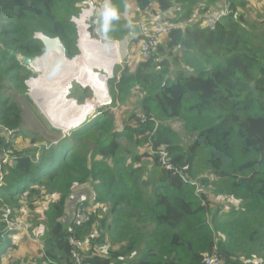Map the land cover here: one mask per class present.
I'll return each mask as SVG.
<instances>
[{
	"label": "trees",
	"instance_id": "trees-1",
	"mask_svg": "<svg viewBox=\"0 0 264 264\" xmlns=\"http://www.w3.org/2000/svg\"><path fill=\"white\" fill-rule=\"evenodd\" d=\"M83 1L0 0V209L19 213L50 199L40 258L26 264L74 263L70 236L82 242L91 264H205L204 254L215 249L223 264H264V27L233 3L212 31L203 22L213 10L207 3L216 0H131L140 12L156 2L173 23L198 16L170 31L148 59L125 66L115 86L110 81L117 90L112 104L135 98L137 112L119 123L120 115L105 107L34 154L15 150L2 134L20 136L16 97L27 95L25 80L35 76L19 58L45 53L37 33L59 38L68 58L79 55L73 18ZM128 27L109 16L100 21L110 39H124ZM177 120L181 133L173 127ZM162 147L172 169L160 161ZM86 184L101 206L82 226L63 223L68 200ZM220 198L237 204L217 207ZM7 238L0 239V264L11 247ZM91 240L109 242L107 254L94 245L86 252Z\"/></svg>",
	"mask_w": 264,
	"mask_h": 264
},
{
	"label": "rangeland",
	"instance_id": "rangeland-1",
	"mask_svg": "<svg viewBox=\"0 0 264 264\" xmlns=\"http://www.w3.org/2000/svg\"><path fill=\"white\" fill-rule=\"evenodd\" d=\"M93 1L95 3L98 4L99 8L96 10L97 16L98 17H104L103 16V7L104 5L102 3H98V2H102L103 0H84L82 3H80V7H81V12L82 9L84 8V6H86L85 4H83L84 2H90ZM124 1L122 0H115L113 3L114 5H112L111 7H109V11L107 12L109 17L112 16V19H114L115 21L118 22H123V21H127L128 23L130 21H137L139 19L140 24L142 23H147L153 20H157V19H161L163 21L166 22H171L173 19V15L171 12H167V13H160L157 11L156 8H154V5L151 6V9L146 11V12H139L136 14V10H133L135 8V5L133 2L128 3L126 6L123 3ZM264 6V5H263ZM259 7L257 5H253V4H244V8L245 10L249 13V16L252 17L253 21H256L257 23L261 22L262 19H264V12L261 11L262 7ZM156 7V6H155ZM81 14V13H80ZM81 16V15H79ZM79 16L75 17V18H79ZM77 26V25H76ZM94 31L92 32V36L93 38L96 39V41H101L103 44H108L109 42H115L113 41L114 39H110L108 37H104L101 34V30H100V21L97 22V24L94 23ZM131 33V32H130ZM41 33H37L36 37H38V35H40ZM128 36L123 39V40H119V42L121 43V45L125 46V44H127V38H129V40L131 41V36L129 34V28H128V32H127ZM43 35V34H42ZM100 35H102L105 40L100 39ZM99 37V38H98ZM50 38V37H49ZM53 39V38H52ZM128 41V42H130ZM163 40L160 41V44L162 43ZM165 41V40H164ZM164 41L162 44H164ZM48 45V43H47ZM85 48V46H84ZM83 48V49H84ZM51 51V48H49ZM138 49H140V46L138 47ZM57 52V51H56ZM126 53V55H128V50H125L123 53H119V55H124V53ZM47 54H50V52H48ZM114 54H112V56L109 59V69H106L100 65L97 64H92L90 67L91 69L94 67L96 68L95 71L98 74H102L103 77H106V90L108 89V91L112 92V94H114L115 91L117 90H113L109 87V78L111 76L112 73L113 74V78L115 77V72L119 71L121 72V70L125 67V66H129L130 68H134L133 66L138 65V62L140 60V55L137 54L135 51L134 52H130V55L126 56L125 59L123 60L121 65H115V69L114 72L111 69L113 67V64L115 63V57L113 56ZM132 55V56H131ZM136 58H133L134 56H136ZM62 56V55H61ZM78 56V55H77ZM82 55L79 54L77 58L81 57ZM25 56L20 57L19 59H23ZM42 58H46V62H48V66L50 67V72H47L45 74H43L44 72H40V71H36L34 66H31V63H29L30 65H27V67H29L34 73L35 76L33 77H29L25 80V84L27 86V95L25 94V91L23 92V94H19L16 97V100L20 103L22 109H23V116H22V125L20 127V132L25 135V134H31L32 137L36 136L35 133H37V137L39 139H42L44 143L41 144H37L35 146L33 145H29V147L25 146L26 143V138H23L21 136L19 137H15V136H9L8 141L11 143V146L18 151H30V149H32V151H38L40 149H42L43 147H49L51 143H54L60 139H62L65 135H68L69 132L71 131L70 129H65L63 127H60L58 125H56L49 117L47 114L44 113L40 103L38 102L39 98H42L43 95V91L39 90L36 92L34 86L31 84L32 80H34L33 82H45L43 81L44 79L50 77V80L54 81L56 78L59 77V73L62 72L61 69H63V63L62 61H60L59 55H57V53H51L49 56H43ZM78 60V59H77ZM76 60V61H77ZM24 63V62H23ZM75 62H72V64H74ZM112 63V66H111ZM79 64V63H78ZM78 64L75 63L74 67H76ZM95 73V74H96ZM104 77V79H105ZM77 82V81H75ZM72 83L70 86V91L68 90L67 94L65 95V98L67 100H72L70 101V103L73 104L72 109L75 107V112L78 111L77 107L82 108V110L85 112L86 117L85 119L82 121V123L87 120L88 118H93L95 116V114H98L103 108L105 107H109L110 109L116 111L117 114H120V116L122 118H126L129 113L131 112H137L138 107L136 104V100L135 98L133 99V103L131 101L127 102L126 104H124L123 106L120 105H115L114 104H110L109 106L105 105V102H101V103H97V98L94 96V92L89 89V88H84V86L81 83ZM109 82V83H108ZM116 84V82H115ZM115 84H113L111 82L112 86H115ZM110 88V90H109ZM15 90V89H14ZM68 93H71L70 95H68ZM34 95L39 96L35 97ZM37 98V99H36ZM60 99V98H57ZM57 99H49V100H57ZM78 102H76V101ZM88 103V104H87ZM78 105H82V106H78ZM86 107V108H83ZM71 109V110H72ZM47 116V118H45V116ZM87 118V119H86ZM50 121H49V120ZM120 123V121H119ZM79 127V126H78ZM173 127L179 131L180 133L182 132V124L180 121H175L173 123ZM122 127L120 126V129ZM34 133V134H33ZM21 148V149H19ZM8 156V162L10 160L9 158V154ZM150 161V160H147ZM146 177V176H145ZM50 199L49 198H42L40 199V201L38 202V205L35 203V208L34 209H28V208H23L21 211H19V214L26 218L28 221H30L33 225L36 226V231L34 232V236L36 237L37 242L34 243H30L29 245L27 244V238L24 234L20 233L18 236H5L2 237L3 239L6 237L8 239V243H10V249L7 253V256L5 258L4 264H18L19 262H22V264H26L29 262H33V261H37L39 257V255L41 254V251L39 252L38 246L40 243H43L44 240V234H45V227L41 226L42 224V218H43V210L47 207L48 205V201ZM230 202H232L231 204L236 205L237 201L231 200L228 201L226 199L220 198L218 200L215 201V205L218 207L219 205H226L227 203L229 205ZM90 204H94V205H90L92 207V210H95L98 206L95 203H91L88 202ZM105 210H107V207H104ZM41 224V225H40ZM40 225V226H38ZM1 232V230H0ZM94 233H96V229L94 231H91L90 234L83 239L84 240H90L91 236L94 235ZM91 244L87 241L84 242L85 244V248H86V252L88 250H90V245H94L95 248L100 252V254H107V250L110 246V243L108 242L106 245H97L95 244L93 241L91 240ZM28 247H31V252H28ZM35 247V248H34ZM114 248H118L117 245H115ZM28 253V254H27ZM27 254V257H25Z\"/></svg>",
	"mask_w": 264,
	"mask_h": 264
},
{
	"label": "built area",
	"instance_id": "built-area-1",
	"mask_svg": "<svg viewBox=\"0 0 264 264\" xmlns=\"http://www.w3.org/2000/svg\"><path fill=\"white\" fill-rule=\"evenodd\" d=\"M228 0H223V4L221 8H215L211 10L208 14L204 17V24L210 29L215 30L217 28L218 22L222 17H226L229 14L232 13V8L230 6ZM111 0H103L102 3L104 5L103 9V15H107L109 9ZM86 6H84L83 10H88L89 5H95L97 9L99 8L98 4L90 1V2H84ZM96 9V10H97ZM96 10L92 12V15L86 19V22L88 24V28L92 34L94 29V23L97 24L99 21V17L97 16ZM198 20V16L194 15L193 18L186 23H173V22H166L161 19L153 20L147 23L138 24L140 26V31L136 36H139L140 39L138 41V47L139 49V55L140 60H146L148 59L154 52L158 50L160 41L162 40V37L166 36L170 33L173 29L176 28H182L184 29L186 26H188L190 23H193L194 21ZM132 38V37H131ZM129 38H127L128 43ZM109 45H112L114 50L117 47V42H109ZM120 53V52H119ZM118 51L115 50L114 57L118 58L119 55ZM142 122H145L147 120L146 115L140 114ZM7 135L10 136L14 133L13 130L4 129V132ZM162 150L158 152L160 156V161L162 165L166 169H172V164L169 161V153L166 151L164 147L161 148ZM4 162L8 161V156L6 155L3 159ZM189 165L184 166V170H188ZM0 170H1V163H0ZM3 176L2 173H0V188L3 185ZM193 184L197 185V189L199 190L200 187L196 182H193ZM1 199V196H0ZM92 214V208L90 204H86L85 199H80L79 202L76 204V207L74 209L73 213V219H72V225L75 227H79L90 221ZM0 239L1 237H5L7 235L9 236H17L20 233L24 234L27 239L29 240H36V237L34 236V232L36 231V226L33 225L30 221H28L26 218L22 217L18 212H14L13 208L10 206H4L0 209ZM69 242L72 246V257L74 259V263L72 264H91L89 261H87V255L83 253V245L82 242L77 240L74 236L69 237ZM204 262L205 264H223V259L219 255L218 251L215 249L212 253H205L204 254Z\"/></svg>",
	"mask_w": 264,
	"mask_h": 264
},
{
	"label": "bare ground",
	"instance_id": "bare-ground-1",
	"mask_svg": "<svg viewBox=\"0 0 264 264\" xmlns=\"http://www.w3.org/2000/svg\"><path fill=\"white\" fill-rule=\"evenodd\" d=\"M46 42L48 43L49 48H51V53H57L59 55L60 61H62L63 65L65 66L61 73H59V77L56 78L54 81L50 80L49 76L48 78L44 79L42 82H33L32 80L31 84L34 86L36 92L39 90L43 91L42 98H39V96L34 95L35 97H38V102L40 103L43 111L45 114L48 115V117L58 126L63 127L65 129H74L81 125L82 121L85 119L86 114L82 110V108H79L78 111H74L75 107L72 109L73 104L70 103L72 100H67L65 98V95L67 94L71 84L73 81H77L78 83H81L84 87H94L96 91V98L97 103L104 101L102 97H105L107 95L106 90V77L104 79L102 74H98V76H92V79L89 78V75H82L81 72H79L77 66L74 67L75 63L79 66H87L89 69H91L92 64L100 65L106 69H109L110 63L109 59L114 54L115 50L112 45L109 44H103L100 41L95 40V44H92L89 47L84 48V50L87 48L88 56L85 57L81 56L77 61H75L74 64H67L69 61L65 59L64 55L62 58L61 52H62V45L57 41H50L46 39ZM57 51V52H56ZM46 54V55H50ZM114 56V55H113ZM27 61V60H26ZM46 58H41L39 62L31 63L32 66L35 67L36 70L40 72H44L43 74L50 72V67L47 65L48 62H46ZM66 64L68 66H66ZM112 66V63H111ZM113 70V67L111 69V72ZM94 73V72H93ZM95 74V73H94ZM98 77V78H97ZM94 82V83H93ZM44 84V85H43ZM48 87V89H47ZM54 94L57 95L60 99L57 100H49L54 99ZM37 99V98H36ZM88 104V103H87ZM82 106V105H78ZM86 108V107H83ZM72 109V110H71Z\"/></svg>",
	"mask_w": 264,
	"mask_h": 264
},
{
	"label": "crops",
	"instance_id": "crops-1",
	"mask_svg": "<svg viewBox=\"0 0 264 264\" xmlns=\"http://www.w3.org/2000/svg\"><path fill=\"white\" fill-rule=\"evenodd\" d=\"M115 0H111V2H110V5H109V7H111L112 6V4H113V2H114ZM229 1V3L230 4H232L233 3V8L235 9V10H238V11H241V12H244V13H246L248 16H249V13L245 10V8L243 7L244 6V4H248V5H250V4H253V5H257V6H259V7H261V6H263L264 5V0H228ZM227 1V2H228ZM131 2H133V1H131V0H128L127 1V4L128 3H131ZM134 3V2H133ZM222 4H223V0H216V3L214 2V3H212V2H209V3H207V6H212V8L211 9H215V8H221L222 7ZM134 5H135V8L133 9V10H136V14L138 13V8H137V6H136V4L134 3ZM152 5H154V8H156L157 9V7H158V4L156 3V2H153L152 3ZM156 6V7H155ZM232 6V5H231ZM109 7H108V9H109ZM201 7H196V8H194V10H193V13L195 14L196 12H198L199 11V9H200ZM261 11L262 12H264V6L262 7V9H261ZM140 12V11H139ZM163 13H167V12H163ZM108 15V14H107ZM107 15H103L104 17H99V20L101 21L103 18H105V17H108ZM77 17V16H76ZM112 17V16H111ZM251 19H252V17L251 16H249ZM77 19L78 18H73V21H74V23H78V21H77ZM253 20V19H252ZM172 22V21H171ZM256 22V21H255ZM76 23V24H77ZM140 22H139V19L137 20V21H130L129 23H128V28H129V34H130V32H131V29H132V27L133 26H135V25H138ZM259 23H261V25L264 27V19H262L261 20V22H259ZM77 27H78V31H80V32H82V30H81V27H80V25L79 24H77ZM81 34V33H80ZM128 36V34H126V36L124 37V39L126 38ZM99 38V37H98ZM167 37L166 36H164V37H162V40H165ZM100 39H102V40H105V38L102 36V35H100ZM123 40V39H122ZM113 41H115V42H117L118 44H117V47H116V51H118V53L119 52H121V53H123L125 50H128V55H130V52L132 53V52H136L137 54H139V49H138V42H136V43H132V41H130V42H128L127 44H125V46H123V45H121V43L119 42V40H113ZM124 41V40H123ZM89 45L87 46V47H89L90 46V43H88ZM87 45V44H86ZM80 46V47H79ZM78 48L80 49H83L82 48V46L81 45H79V40H78ZM46 50H47V48H46ZM84 50V49H83ZM126 53L127 52H125L124 53V55H118V58H115L116 60H115V63L113 64V72H114V69H115V65H121L122 64V62H123V60L125 59V57L126 56H128V55H126ZM132 56V55H131ZM137 57V55L136 56H134L133 58H136ZM142 60H139V62L138 63H140ZM77 67H78V69H79V67H80V69H82V66H79V64L77 65ZM93 69H94V71H95V69L96 68H94L93 67ZM81 71V70H80ZM113 74L114 73H112L111 74V76H110V78H109V81L111 80V79H113V84H115V82L116 81H118L119 80V78H120V75H121V73L118 71V73L116 74V77L115 78H113ZM75 82V80L73 81V83ZM75 83H78V82H75ZM109 83V82H108ZM44 85V84H43ZM109 85V84H108ZM84 88H89V89H91L90 87H84ZM47 89H48V87H47ZM71 89V88H70ZM70 89H69V92H71L70 91ZM109 90H110V88H109ZM109 93H110V96H111V100L110 101H104L105 102V105L106 106H109L110 104H112V102H113V94H112V92H110L109 91ZM71 93H68V95H70ZM54 99H57V98H59L57 95H55L54 94ZM76 101V100H75ZM77 102V101H76ZM78 103V102H77ZM77 110H79V107H77ZM120 115V114H119ZM45 116V115H44ZM45 118H47V116H45ZM87 119V118H86ZM124 118H122L121 116H120V119H119V121H122ZM49 120V119H48ZM50 121V120H49ZM86 121V120H85ZM84 121V122H85ZM82 124V123H81ZM71 130H73V129H71ZM20 131V130H19ZM2 134H4L5 135V133H2ZM34 134V133H33ZM35 135L36 136H34V137H37V133H35ZM8 136V135H7ZM20 136L21 137H23V138H26L27 140H26V143H25V146L26 147H29V145H33V146H35V145H37V144H41V143H44L43 142V140L42 139H40V142H38V143H33L32 142V136H31V134H25V135H23L21 132H20ZM19 149H21V148H19ZM41 150V149H40ZM40 150H38V151H40ZM30 153H32V154H34V153H36V151H32V149H30V151H29ZM94 197H95V191L93 190V188H92V186H91V184H86V185H83V186H78L76 189H75V191H74V193H73V196H72V198H70L69 200H68V202H67V207H66V213H65V216L63 217V219H62V221H63V223H66L67 225H70L71 224V222H72V219H73V213H74V209H75V207H76V204L79 202V200L80 199H85V201L88 203V202H91V203H94L93 202V199H94ZM88 204H90V203H88ZM90 205H94V204H90ZM99 206H101V205H98V206H96V207H99ZM92 208V207H91ZM18 236V235H17ZM34 242H37V241H33V240H29V239H27V244L29 245L30 243H34ZM35 248V247H34ZM38 249H39V252L40 251H42V249H43V244L42 243H40L39 244V246H38ZM31 250V247H28V252ZM31 252V251H30ZM28 254V253H27ZM27 254H26V256L25 257H27Z\"/></svg>",
	"mask_w": 264,
	"mask_h": 264
},
{
	"label": "water",
	"instance_id": "water-1",
	"mask_svg": "<svg viewBox=\"0 0 264 264\" xmlns=\"http://www.w3.org/2000/svg\"><path fill=\"white\" fill-rule=\"evenodd\" d=\"M97 9V7L95 6V5H92V4H90L89 5V9L88 10H83L82 9V12H81V16H79V18L77 19V21H78V23L77 24H79L80 25V27H81V30H82V32H80V31H78V35H79V45H81L82 46V48H83V46H88L89 44L88 43H90V46L92 45V44H95L96 42H95V38H93V36H92V34H91V32H90V30H89V28H88V24H87V22H86V19L88 18V17H90L91 15H92V12L94 11V10H96ZM75 23V24H76ZM76 24V25H77ZM77 29H78V27H77ZM139 31H140V26L139 25H135V26H133L132 27V29H131V33H130V36L131 37H135L138 33H139ZM81 33V34H80ZM38 38H40L44 43H45V45H46V48H47V50L45 51V53L43 54V55H41V56H38V57H24L22 60L24 61V63L26 64V65H30L29 63L31 62V63H34V62H39V60L43 57V56H46V54L49 52V46L47 45V42H46V39L47 40H50V41H57V42H59L61 45H62V52H61V55H62V58H64L65 57V59H67L69 62L67 63V64H72V62H75L77 59H79V58H77L76 59V57H78V56H76V57H74L73 59H70V58H68L67 57V55H66V51H65V46H64V44L61 42V40L59 39V38H49V37H47V36H45V35H42V34H40V35H38ZM101 42V41H100ZM102 43V42H101ZM87 44V45H86ZM80 47V46H79ZM80 50V55H82L83 57H85L86 55L88 56V51H87V48L85 49V50H83V49H79ZM63 55H64V57H63ZM27 60V61H26ZM66 64V66H68ZM32 66V65H31ZM65 66H63V68H64ZM35 68V67H34ZM78 68V67H77ZM36 70V69H35ZM79 72H81L82 73V75H89L88 77L89 78H91L92 79V76L94 77V76H98V73H96V71H94V69L92 68V69H89L87 66H82V69H80V67H79ZM81 70V71H80ZM37 71V70H36ZM96 73V74H94V73ZM98 78V77H97ZM94 83V82H93ZM92 86V85H91ZM91 86H89L90 88H91V90L94 92V96L96 97L97 96V94H96V91H95V89H94V87H91ZM107 95H105V97H102L103 99H104V101H110L111 99V96H110V93H109V91H108V89H107ZM103 102V101H102ZM98 103H101V102H99L98 101ZM182 124V127H183V123H181ZM220 243V239H217V244H219Z\"/></svg>",
	"mask_w": 264,
	"mask_h": 264
}]
</instances>
